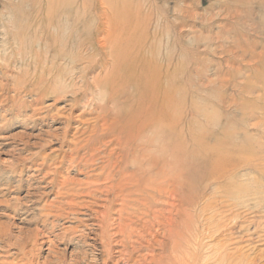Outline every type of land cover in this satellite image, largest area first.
<instances>
[{
	"label": "rangeland",
	"instance_id": "rangeland-1",
	"mask_svg": "<svg viewBox=\"0 0 264 264\" xmlns=\"http://www.w3.org/2000/svg\"><path fill=\"white\" fill-rule=\"evenodd\" d=\"M72 59L92 64L88 82L114 70L109 87L120 89L129 121L156 122L140 138L163 162L180 151L188 166L206 160L215 140L236 148L179 215L185 252L193 264H218L223 253L264 264V0H0V264L117 263L121 236L114 224L110 241L103 232L99 169L113 146L96 143L91 161V95L73 101L46 82L80 88ZM182 172H170V189ZM226 185L233 190L223 194Z\"/></svg>",
	"mask_w": 264,
	"mask_h": 264
},
{
	"label": "bare ground",
	"instance_id": "bare-ground-1",
	"mask_svg": "<svg viewBox=\"0 0 264 264\" xmlns=\"http://www.w3.org/2000/svg\"><path fill=\"white\" fill-rule=\"evenodd\" d=\"M115 59L117 61L120 60L116 57ZM71 61L74 65V67L72 65L73 70H77V67H75L76 65H81L79 71L82 72V75H80V79H78V82H81V87H85L86 83H89V86H86V88L82 90L81 87H75L76 84L72 82L73 80H69L67 83V79L64 81L60 78L55 82L53 81V83L50 82L51 80L46 82L48 86H51L50 88L58 94L63 93L64 95L67 91H72L71 97L73 101L78 102L79 99H81L80 96L82 97L83 94L89 93V95H91V98L85 101L84 104L85 106H94L91 107V109H93L96 114L95 118H92L95 122L91 129L90 144H88L87 149V151L91 150L95 152L90 155L86 153L89 155L91 161L98 156L96 152L98 148L95 147L96 143L102 142L105 146H113L108 152H105V155L99 157L101 164L99 169H101L100 179L103 181L102 191L105 192L109 203L105 206L103 211L101 222L103 232L108 236L110 241L108 230L110 226L114 224L115 227L113 228L116 230V233L121 236L118 240L121 248L116 250L119 254L116 264L119 262L127 264L130 261H134V264H170L169 260H171V264H187L188 259L190 263L193 264V257H187L186 255L185 241H183L182 238L183 228L186 223L179 219V215L184 212L186 203H189L188 205L192 207L196 206V201L199 198L200 188L204 180L209 176H215V171L218 173L221 169L223 170L222 167L226 162H229L226 158L232 155L236 148L231 146L224 152L221 147L222 143L226 144V141L215 140V150L209 151L210 153L206 160H202L197 156L198 160L188 166L185 161L180 159H185L186 154L180 151L178 149L179 145H177L173 150L180 151V158L178 160L169 159L170 164L166 160L163 162L162 157L164 155L158 157L153 154V150H155L153 140L151 138L146 140L140 138L145 130L153 127V124H156V122L154 123L151 119L146 122V126L139 127L137 121L132 122L134 118H131L129 121L126 101H119L121 98L118 94L120 89L115 85L109 87V79L112 73H110V71L114 72V70L109 69L104 76L101 77L97 75L92 82H88L83 74L90 69L92 64H90V62L88 63V61L84 62L85 59H72ZM105 65L103 66L104 68L102 67V70L106 68ZM116 73L119 74V71ZM55 76L57 75L55 74ZM71 76L73 77V75ZM32 78L34 79V77ZM114 88H117V90H114ZM70 105H72V103ZM124 119L125 122L123 121ZM157 123H161V121L158 120ZM163 139L164 137H162L161 145L162 148H165ZM201 148L205 150L208 146L205 147L201 145ZM240 157H242V154L241 156L239 154L238 158ZM177 170H183L181 173L182 175L178 176V183H176V186L173 184L174 188L170 189L172 181L170 172ZM223 174V176H226L225 173ZM229 176L232 178L233 172L228 173V178ZM227 185L230 186V184ZM229 186L222 189L223 194H228L233 190V187ZM174 194L178 195V199L180 200L179 203H172L169 201V198ZM256 194L257 190L255 188L247 187V197H255ZM115 202H117V204H115ZM113 205H117V207L114 208ZM239 205H241V207H248V209L260 208V206L255 204L252 206L245 204V200ZM113 211L117 215L115 218H111V213ZM174 215L176 218L173 217ZM171 239H174V244L171 245L174 252L170 249L171 247H169ZM221 247L224 248L223 244L218 246V252L222 251L220 250ZM143 249L146 250V257L143 256L142 260L134 259V253ZM155 249L159 252L155 253ZM195 249H197V247ZM106 251L108 254L110 253L109 248L106 249ZM171 251L174 254H169ZM147 256L150 259H148ZM218 259V264L235 263V261L229 260L227 253L220 255Z\"/></svg>",
	"mask_w": 264,
	"mask_h": 264
}]
</instances>
